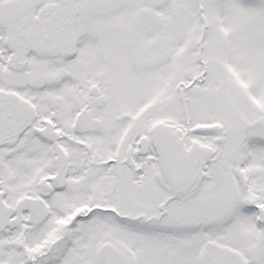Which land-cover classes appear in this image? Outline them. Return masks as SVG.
Listing matches in <instances>:
<instances>
[{
	"label": "flooded vegetation",
	"instance_id": "flooded-vegetation-1",
	"mask_svg": "<svg viewBox=\"0 0 264 264\" xmlns=\"http://www.w3.org/2000/svg\"><path fill=\"white\" fill-rule=\"evenodd\" d=\"M179 2L33 0L28 23L0 25V264H83L85 233L91 264H264V124L212 93L201 113L179 86L196 76ZM156 124L192 148L184 188Z\"/></svg>",
	"mask_w": 264,
	"mask_h": 264
},
{
	"label": "rangeland",
	"instance_id": "rangeland-1",
	"mask_svg": "<svg viewBox=\"0 0 264 264\" xmlns=\"http://www.w3.org/2000/svg\"><path fill=\"white\" fill-rule=\"evenodd\" d=\"M179 1L178 5L188 10V15H181L171 26L172 34L181 36L182 41L183 34L194 31L196 47L189 42L188 49H191L194 57V50H199L197 58L201 63L195 65L193 61L192 68H197L196 83L200 82L199 77L203 79L202 84L192 88L195 95L192 94L191 98H196L195 103L203 110L201 113L208 112L209 102L204 98L212 93L214 97L224 99L230 117L235 112L242 118L247 115L252 119L259 117V110L264 109V0H203L200 4L202 14L198 12L199 7L194 6V0ZM176 29L179 30L176 32ZM212 66L221 73L223 71L226 78L220 81L218 72L213 69L210 71ZM206 71L208 72L204 76ZM158 93L160 99L157 107L162 108L166 101L161 94L171 93V87L166 88L163 79ZM245 98L250 101L247 103ZM171 108L170 105L169 109ZM78 228L73 229L77 231ZM46 230L37 234L40 241L48 240ZM59 235L51 236L50 233L49 240H55ZM89 235L84 234L83 264H91V233Z\"/></svg>",
	"mask_w": 264,
	"mask_h": 264
},
{
	"label": "water",
	"instance_id": "water-1",
	"mask_svg": "<svg viewBox=\"0 0 264 264\" xmlns=\"http://www.w3.org/2000/svg\"><path fill=\"white\" fill-rule=\"evenodd\" d=\"M30 3L31 0H9L6 2H1L0 0V25L6 26L8 29H14L16 28V25H13L15 21L17 23L19 20H29V16L32 13L31 8H29ZM45 15L47 16V14ZM206 130L210 131L211 128ZM157 134L161 135L158 136ZM152 135L162 173L167 176L172 186L174 184L178 185V182H180L181 186L188 184L190 180L187 174H190V164L189 160H186L184 156L190 155V152H185L183 145L178 149V145L174 142L173 134L167 127H154ZM26 202L23 201L21 205Z\"/></svg>",
	"mask_w": 264,
	"mask_h": 264
}]
</instances>
